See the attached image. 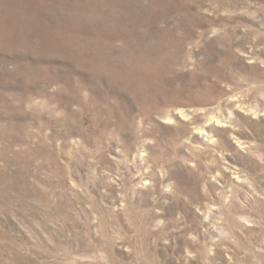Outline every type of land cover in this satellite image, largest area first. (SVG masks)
<instances>
[{
    "label": "rangeland",
    "instance_id": "1",
    "mask_svg": "<svg viewBox=\"0 0 264 264\" xmlns=\"http://www.w3.org/2000/svg\"><path fill=\"white\" fill-rule=\"evenodd\" d=\"M0 264H264V0H0Z\"/></svg>",
    "mask_w": 264,
    "mask_h": 264
}]
</instances>
